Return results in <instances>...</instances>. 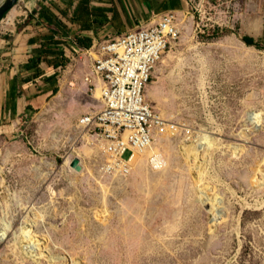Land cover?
I'll return each mask as SVG.
<instances>
[{
    "label": "rangeland",
    "instance_id": "1",
    "mask_svg": "<svg viewBox=\"0 0 264 264\" xmlns=\"http://www.w3.org/2000/svg\"><path fill=\"white\" fill-rule=\"evenodd\" d=\"M246 7L189 0L178 13L180 34L146 88L180 127L153 144L163 166L143 153L142 170L104 174L78 126L84 105L97 109L90 95L0 136V264H264V48L244 42ZM202 136L199 181L187 148Z\"/></svg>",
    "mask_w": 264,
    "mask_h": 264
},
{
    "label": "crops",
    "instance_id": "2",
    "mask_svg": "<svg viewBox=\"0 0 264 264\" xmlns=\"http://www.w3.org/2000/svg\"><path fill=\"white\" fill-rule=\"evenodd\" d=\"M189 0H18L0 21V136L40 109L87 98L93 45L156 23ZM247 5V4H246ZM245 37L264 47V0H248ZM257 47V46H256ZM262 49V48H260ZM91 108L82 107L87 114ZM22 132V131H20Z\"/></svg>",
    "mask_w": 264,
    "mask_h": 264
},
{
    "label": "built area",
    "instance_id": "3",
    "mask_svg": "<svg viewBox=\"0 0 264 264\" xmlns=\"http://www.w3.org/2000/svg\"><path fill=\"white\" fill-rule=\"evenodd\" d=\"M179 34L178 12L169 11L156 23L87 50L93 64L84 81L88 95L97 101V109L83 115L78 126L81 137L101 152L104 174L128 176L137 157L157 137L179 131L177 121L164 117L146 98L156 65ZM185 132L192 136L188 129ZM153 159L151 164L156 167Z\"/></svg>",
    "mask_w": 264,
    "mask_h": 264
},
{
    "label": "bare ground",
    "instance_id": "4",
    "mask_svg": "<svg viewBox=\"0 0 264 264\" xmlns=\"http://www.w3.org/2000/svg\"><path fill=\"white\" fill-rule=\"evenodd\" d=\"M4 0H0V3L1 2H3ZM151 95H153V94H151ZM98 96H99V94L97 93L96 94V97L98 98ZM252 113V114H251ZM250 114H249V117H248V119H249V123L250 124H252V125H254V126H258V125H260L261 124V119H260V115L261 114H256V113H253V112H251ZM248 128V127H247ZM245 130V129H244ZM247 130V129H246ZM251 130V129H250ZM244 133V132H243ZM245 135V134H244ZM56 137H57V135H56ZM190 138V137H189ZM205 140V138H204V136H202V138H201V140H199L198 139V141H196L197 143H196V145L193 147V148H187V154L189 155V156H191V158L192 159H194V160H196V161H199V163H198V166H197V171H198V174H199V181H202L203 179V177H204V169H203V161H202V158L200 157V155H199V152L201 151V147L203 146L202 144H204V141ZM195 142V141H194ZM193 142V143H194ZM154 144V143H153ZM153 144L151 145V147L148 149V150H146L144 153L145 154H151L150 156V158H152V157H154V159H153V162L155 163V164H157L156 165V168H159V167H161V166H163L164 164H166V162H165V159L163 158V156H162V154L161 153H159L158 151H157V149H154V147H153ZM186 149V148H185ZM140 162V160H136V162H135V165H136V167H138L139 168V170H142V164H140L139 163ZM151 162V161H150ZM260 163V162H259ZM258 163V164H259ZM67 164H69V159L67 160ZM258 170V169H257ZM259 170H261L260 169V167H259ZM258 170V171H259ZM261 173H262V171H260ZM260 172H258V174H260V175H262ZM262 177V176H261ZM262 182V181H261ZM202 185V184H201ZM263 185V184H262ZM201 189V188H200ZM199 189V190H200ZM201 192H202V189H201ZM200 192V193H201ZM204 194V192L202 193V194H200V195H203ZM207 194H208V192H207ZM206 195V194H205ZM205 195L203 196V197H205ZM209 200V204H210V207H211V210L212 211H216V204H215V202H214V199H208ZM216 200V199H215ZM205 201H207V199H205ZM217 201V200H216ZM219 204H220V201H219ZM218 204V205H219ZM25 243V242H24ZM27 248H29V250H31V246H29V247H27ZM26 251H28V250H26ZM31 252H32V250H31ZM26 253V252H25ZM27 256H29V255H27ZM35 257H36V254L34 255ZM34 256H31L32 258L34 257ZM37 258V257H36Z\"/></svg>",
    "mask_w": 264,
    "mask_h": 264
},
{
    "label": "water",
    "instance_id": "5",
    "mask_svg": "<svg viewBox=\"0 0 264 264\" xmlns=\"http://www.w3.org/2000/svg\"><path fill=\"white\" fill-rule=\"evenodd\" d=\"M17 1L18 0H4L0 3V21L13 8ZM72 167H74L77 171H80L82 169L78 159L72 162Z\"/></svg>",
    "mask_w": 264,
    "mask_h": 264
},
{
    "label": "trees",
    "instance_id": "6",
    "mask_svg": "<svg viewBox=\"0 0 264 264\" xmlns=\"http://www.w3.org/2000/svg\"><path fill=\"white\" fill-rule=\"evenodd\" d=\"M244 42L249 45V46H257L258 48H264V47H259L257 44H254L253 39L249 38V37H244Z\"/></svg>",
    "mask_w": 264,
    "mask_h": 264
}]
</instances>
